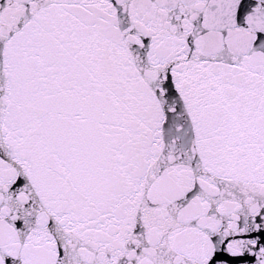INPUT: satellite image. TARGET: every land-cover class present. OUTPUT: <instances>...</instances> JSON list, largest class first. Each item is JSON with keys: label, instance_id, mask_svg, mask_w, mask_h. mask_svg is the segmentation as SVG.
<instances>
[{"label": "snow or ice", "instance_id": "1", "mask_svg": "<svg viewBox=\"0 0 264 264\" xmlns=\"http://www.w3.org/2000/svg\"><path fill=\"white\" fill-rule=\"evenodd\" d=\"M0 264H264V0H0Z\"/></svg>", "mask_w": 264, "mask_h": 264}]
</instances>
